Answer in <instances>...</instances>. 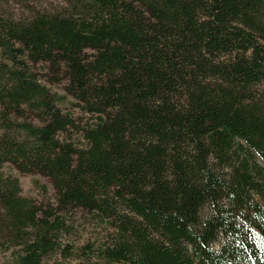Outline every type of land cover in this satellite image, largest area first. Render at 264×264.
Wrapping results in <instances>:
<instances>
[{
    "label": "trees",
    "instance_id": "obj_1",
    "mask_svg": "<svg viewBox=\"0 0 264 264\" xmlns=\"http://www.w3.org/2000/svg\"><path fill=\"white\" fill-rule=\"evenodd\" d=\"M67 3L0 12V166L48 177L57 205L0 174V252L11 264H264V0ZM40 63L61 68L69 105L88 115L82 145L62 137L76 121ZM76 210L104 228L101 244H62Z\"/></svg>",
    "mask_w": 264,
    "mask_h": 264
},
{
    "label": "rangeland",
    "instance_id": "obj_2",
    "mask_svg": "<svg viewBox=\"0 0 264 264\" xmlns=\"http://www.w3.org/2000/svg\"><path fill=\"white\" fill-rule=\"evenodd\" d=\"M67 0H0V12L5 17H11L14 20L26 18L30 11H52L56 9H66ZM87 56L91 52L86 53ZM33 71L40 83L47 89L58 95L65 96V103L61 105V110L69 112L76 121V131H68L62 135L64 138H72L76 145H82L80 130L88 121V115L81 113L78 109L71 107L70 102H74L69 96L66 97V86L68 84L66 75L61 68L51 66L47 63H40L33 66ZM264 85L256 88L263 90ZM74 106V105H73ZM31 123L39 124L35 118L21 119ZM20 120V121H21ZM0 174L4 179H14L21 190V197L30 199L43 210L57 213L56 197L53 182L48 177L40 175L36 171H22L12 164H3L0 166ZM68 218L69 234L64 233L62 244H68L75 248L85 244L99 245L105 240V230L102 226L91 221V216L81 212H70ZM0 264H11L8 254L0 252ZM42 264H76L70 260L64 261L59 254L45 258Z\"/></svg>",
    "mask_w": 264,
    "mask_h": 264
}]
</instances>
